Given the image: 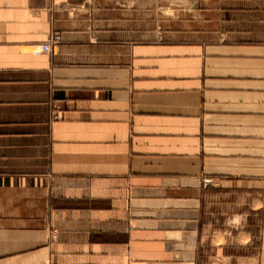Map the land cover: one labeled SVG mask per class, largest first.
<instances>
[{
    "label": "crops",
    "instance_id": "0c3cea01",
    "mask_svg": "<svg viewBox=\"0 0 264 264\" xmlns=\"http://www.w3.org/2000/svg\"><path fill=\"white\" fill-rule=\"evenodd\" d=\"M0 264H264V0H0Z\"/></svg>",
    "mask_w": 264,
    "mask_h": 264
},
{
    "label": "rangeland",
    "instance_id": "374dc122",
    "mask_svg": "<svg viewBox=\"0 0 264 264\" xmlns=\"http://www.w3.org/2000/svg\"><path fill=\"white\" fill-rule=\"evenodd\" d=\"M96 0H89L95 2ZM101 1V0H100ZM120 5L122 15L128 11L136 12L138 24L156 30L164 26V18L176 16L177 13L190 12L194 5L202 0H114ZM107 2V0H105ZM112 2V0H111Z\"/></svg>",
    "mask_w": 264,
    "mask_h": 264
},
{
    "label": "built area",
    "instance_id": "2783aa9c",
    "mask_svg": "<svg viewBox=\"0 0 264 264\" xmlns=\"http://www.w3.org/2000/svg\"><path fill=\"white\" fill-rule=\"evenodd\" d=\"M61 40V35L59 33H54L52 34L48 40L42 45V50L47 52L51 50L52 45L54 44H58ZM55 118H58V114L55 113L54 114ZM204 183L207 184H211L213 183L212 179H205Z\"/></svg>",
    "mask_w": 264,
    "mask_h": 264
}]
</instances>
